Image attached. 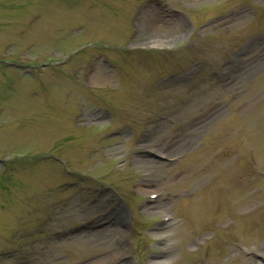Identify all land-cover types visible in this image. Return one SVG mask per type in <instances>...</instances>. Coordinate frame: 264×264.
Masks as SVG:
<instances>
[{
  "label": "rangeland",
  "instance_id": "374dc122",
  "mask_svg": "<svg viewBox=\"0 0 264 264\" xmlns=\"http://www.w3.org/2000/svg\"><path fill=\"white\" fill-rule=\"evenodd\" d=\"M251 118L264 0H0V264H264L263 201L184 172L217 151L264 195Z\"/></svg>",
  "mask_w": 264,
  "mask_h": 264
},
{
  "label": "bare ground",
  "instance_id": "6f19581e",
  "mask_svg": "<svg viewBox=\"0 0 264 264\" xmlns=\"http://www.w3.org/2000/svg\"><path fill=\"white\" fill-rule=\"evenodd\" d=\"M153 39L157 41H163L166 39L164 36H158L155 35ZM263 65V64H262ZM263 67V66H262ZM261 70L260 66L257 67L256 72H259ZM219 111L214 112L213 114L207 112L204 114L203 121L201 122V128H208V125L212 123V121L218 119L220 115H222L225 111H223V104H219ZM84 118H90V117H84ZM251 120L254 122L250 125L247 132H244L242 134V137L245 138L248 141H251L252 137L256 138H264V125L260 124V120L257 121L254 118H251ZM255 120L257 122H255ZM252 134V136H251ZM146 145H144L145 147ZM260 153L262 154V159L258 164V167L256 168L258 170V173L264 172V145L261 146ZM147 149L143 148L142 150ZM168 157L176 156L180 157L182 154V150L178 147L175 149H168ZM138 161V164L141 165V167H147L145 160L143 158L138 157L136 160ZM201 167L200 171L196 175L199 181H204L211 187L216 194L220 198V203L225 202V200L229 201L231 204V208L237 209H247L250 208L253 204V199L261 200L263 201V207L264 209V195L262 196H253L250 194V190L254 185V182L251 180V178H257V173L252 172L251 175H243V176H236V171L234 168V156L232 157H223L220 156L219 153L216 152H210L205 153L203 157H201L199 160L195 162V164H192L188 166V168L184 171L185 173L193 172L195 169ZM182 180V179H181ZM180 180V181H181ZM148 194V193H146ZM150 210H153L155 214L162 215L166 220H169V216L167 215L168 208H166V205L161 203H155L153 207L149 208ZM148 210V211H150ZM223 219H221L222 221ZM171 221V220H170ZM169 223V222H168ZM170 226L171 224H168ZM167 250L163 251V256L167 254ZM170 255V254H168ZM165 263L161 264H170L167 259H165Z\"/></svg>",
  "mask_w": 264,
  "mask_h": 264
}]
</instances>
